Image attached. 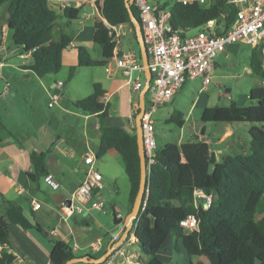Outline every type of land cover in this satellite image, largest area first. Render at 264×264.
Instances as JSON below:
<instances>
[{"label":"trees","instance_id":"obj_1","mask_svg":"<svg viewBox=\"0 0 264 264\" xmlns=\"http://www.w3.org/2000/svg\"><path fill=\"white\" fill-rule=\"evenodd\" d=\"M94 3L98 14L93 19V41L100 48L103 60L93 61L85 48L75 47L78 61L76 66L70 67L69 78L78 67L107 64L115 39L108 34L104 20L118 28L129 26L136 38L125 0H94ZM164 5H170L172 27L183 32L200 29L210 19L223 22L226 29L237 15V8L225 0H211L208 6L197 2H165ZM80 10V6L56 8L49 0H0V35L5 28L11 47L17 48L20 53L30 51L31 56L23 64V68L39 77L56 73L61 69L62 51L70 45L71 36L65 33L57 36L54 31L55 23L60 17L67 22L76 20ZM130 11L138 19V12L133 4H130ZM260 64V54L256 48H252L249 67L259 79L264 75ZM103 95L101 84L95 82L91 93L73 101V106L83 113L98 115L101 121L107 114L102 101ZM248 102V105L240 107L234 104L206 106L201 111L200 120L204 123H245L249 126L248 139L237 141V151L233 154L219 161L213 157L214 161L210 162L211 151L208 144L197 138L179 144L167 142L156 148L155 162L150 165L142 197V202L145 201L146 204L140 209L138 218L132 225L139 264H164L156 257V253L162 249L170 235L174 239V250L178 252L180 244L189 259L203 255L210 264H257L264 261V210L261 213L259 211L260 217L255 219L264 194L263 85L250 89ZM137 112L136 105L133 115ZM170 121L182 127L183 113L180 110L173 111ZM110 148L115 149L122 158L129 182L130 210L140 177L135 132L100 124L96 156L100 157ZM31 162L34 173L30 177L38 182L40 176L48 173L44 153L33 152ZM4 171L8 176L14 177V164L10 162ZM194 189H202L211 194L212 202L207 209L201 206L198 209L199 230L187 233L180 226V221L196 212L192 204ZM12 223L25 230L43 235L46 233L36 221L28 219L19 207L7 204L0 214V245L6 244L8 248L11 247L9 226ZM77 256L79 255L64 241L52 240L49 253L51 264H65L67 260ZM14 258L11 248H3L0 264H9Z\"/></svg>","mask_w":264,"mask_h":264},{"label":"crops","instance_id":"obj_2","mask_svg":"<svg viewBox=\"0 0 264 264\" xmlns=\"http://www.w3.org/2000/svg\"><path fill=\"white\" fill-rule=\"evenodd\" d=\"M49 1L56 8L81 7L76 20L67 22L60 17L55 23L54 31L57 36L60 33L71 36L70 45L62 51L61 69L56 73H48L39 77L31 70L23 68L27 60L20 57V51L17 48L10 46L7 31L3 53L4 63L0 67V214L7 204L15 205L28 219L36 221L46 232L43 235L33 230H25L18 224H10L11 247L8 249L11 248L15 258L9 264H51L49 253L52 240H62L69 246L76 243L78 249L75 254L79 256L86 254L96 256L95 254L101 250L103 238L91 227L92 220L101 226V222L94 214V211L98 210H91L85 214L75 213L68 223H64L60 220L57 209L59 203L67 199L69 192L83 180L87 168L83 162L84 155L92 151L96 156L100 124L118 126L131 132L130 116L134 113L138 99V93L126 84L124 75L110 61L106 64L109 66L108 71L104 69L105 65L78 67L69 78L70 67L76 66L78 61L75 47L85 48L93 61L103 60L100 48L93 41V19L98 14V10L94 0ZM125 28L133 34L129 26L120 28V33ZM119 50H128L122 46L121 41ZM223 54H226V50ZM59 80L63 81L61 88L56 85ZM6 81L10 83V86L9 93L4 95L3 86ZM95 82L100 83L104 90L102 101L107 108V114L101 121L98 115L83 113L73 106V101L82 99L91 93ZM200 87V85L197 87L198 95L192 100L187 112L181 111L183 124L180 128L182 130L186 125L187 132H191L192 137L197 136L198 140L205 141L209 150L214 152L215 160L219 161L230 155L226 153L227 146L237 147L238 139L231 142L227 141L226 137L224 139L213 137V133L224 129L222 122L204 123L200 117L198 121H193L192 115L195 108L201 100L206 101L203 95L207 88L200 91ZM52 91L60 93V100L58 105L48 107L49 93ZM64 95L66 100H63ZM248 95L249 92L244 95V105H246ZM174 98L175 96L172 100ZM18 102L23 107L18 105ZM45 104L47 108H50L49 110L44 107ZM206 106H208L207 103H204L202 109ZM190 120L193 122H189ZM245 127L247 131L249 126L245 124L244 129ZM208 128L210 132L206 134ZM224 130L227 132L226 129ZM246 135L248 136V133ZM33 152L44 153L47 172L60 183L58 190H52L43 182L42 176L39 177L38 182L31 179L30 175L34 173L31 162ZM99 160V163L104 164L103 175L98 169ZM10 162L15 166L14 177L8 176L4 171ZM118 167L124 171L121 155L113 148L108 149L100 157H95L94 168L105 182L114 181L119 171ZM104 186L105 184L102 183L101 188L93 190L94 198L101 197L99 190ZM33 203L40 205L38 208H33ZM259 208L261 213L264 210V194ZM260 213L256 212L255 219L260 217ZM99 237L101 238L100 248L96 251L88 248L87 244ZM173 243V236L170 235L165 241V247L162 248L169 260L174 259V253H178L181 264L196 262L210 264L203 255L189 259L183 248L178 252L175 251Z\"/></svg>","mask_w":264,"mask_h":264},{"label":"built area","instance_id":"obj_3","mask_svg":"<svg viewBox=\"0 0 264 264\" xmlns=\"http://www.w3.org/2000/svg\"><path fill=\"white\" fill-rule=\"evenodd\" d=\"M211 0H173L182 4L194 2L208 6ZM228 4L237 8V15L233 23L224 28L223 22L218 23L216 19L208 20L205 25L190 33L175 29L170 23V5H164L165 1L158 3L153 0H132L138 12V22L143 36L148 56L147 67L151 78L145 100L144 113L141 116L142 143L145 156L146 174L150 165L155 162V134L152 127V114L159 105L169 103L179 92L187 79L199 78L201 81L200 91L207 88L214 76L215 58L225 52L228 44L241 42L256 48L260 54L261 71L264 74V0H225ZM224 15L222 14L221 17ZM108 28V34L115 39L110 61L124 75L125 82L132 90L139 93L144 85V66L140 52L132 49L119 50L120 28L104 20ZM6 29L3 28L0 35V67L3 65V53L5 51ZM30 51L20 53L23 60H28ZM104 69L109 70L105 65ZM1 74V73H0ZM264 86V75L260 79ZM58 88L63 86V81L56 83ZM10 83L5 82L3 94L9 93ZM60 93L52 91L49 93L48 107L58 105ZM138 102V99H137ZM131 132H135V116H130ZM95 153L88 151L83 162L87 165L86 172L81 183L69 192L67 199L69 204L62 201L58 205L57 213L61 221L68 223L73 214H85L91 210H103V202L94 198L95 189L102 187V176L94 168ZM52 190H58L60 183L52 176L45 174L42 177ZM212 202L211 194L202 189H194L192 192V204L196 210L194 214L186 216L180 221V226L187 233L199 230L198 209L201 206L207 209ZM145 201L141 202L140 209L145 207ZM39 203H33V208H38ZM120 233L113 232L110 237L111 252L102 264H139V252L134 249V231L131 226L123 242H119ZM88 248L96 251L100 248L101 238L90 241ZM7 250L6 244L0 245ZM75 253L78 249L76 243L70 245Z\"/></svg>","mask_w":264,"mask_h":264},{"label":"rangeland","instance_id":"obj_4","mask_svg":"<svg viewBox=\"0 0 264 264\" xmlns=\"http://www.w3.org/2000/svg\"><path fill=\"white\" fill-rule=\"evenodd\" d=\"M158 3H162L163 1L171 4L173 0H157ZM195 31V30H194ZM193 30L190 32H194ZM56 34V33H55ZM120 41L122 46L125 49H132L139 53V45L134 37V35L129 32L128 28H125L121 31ZM252 51V47L249 44H244L241 42H235L228 44L226 47V54H219L215 58V70L214 76L211 82L208 84L207 89L204 93V98L206 101L201 100L199 105L195 108L192 119L193 121H198L202 107L204 103H207L208 106H229L230 104H234L236 106H244V95H247L249 89L253 86L260 85V79L253 73H251V69L249 67V55ZM91 53V52H90ZM200 80L198 78L195 79H187L186 84L183 86L182 91L178 92L175 95L174 100H171L169 103H165L159 105L157 110L152 114V127L155 134V143L156 148L161 147L164 143L173 142L180 143L187 139H195L191 135V132H187L186 125L181 130L175 123L170 121V117L173 111L180 110L184 113L187 112L189 107L192 104V100L198 95L197 87ZM149 92H146L145 96L147 97ZM67 96V95H66ZM63 100H66L65 95ZM248 99L246 105H248ZM18 105L22 106L20 102ZM23 107V106H22ZM44 107L46 109L47 105ZM190 120L189 122H193ZM225 127V130L216 131L213 133V137H219L227 139V141L232 140H244L248 136L246 127L244 129L245 123L234 124V123H222ZM238 126V127H236ZM241 126V127H239ZM210 128L206 131V134H209ZM246 133V134H245ZM224 134H226L224 136ZM183 137V139H181ZM191 137V138H190ZM230 143V142H229ZM222 145V144H221ZM225 146V144H224ZM226 153L233 154L237 151V147H233L230 145L227 146ZM100 160L97 162V164ZM119 171L116 175L114 181L112 183L105 182L102 180V183L105 184L103 189L99 190L101 197H98L103 202V210L102 211H94L95 216L101 222V226H98L94 220H92L91 227L95 229L97 233H99L102 240V248L95 255H100L105 249L107 243L110 241L111 234L117 231L121 223L116 225L113 223V213L116 214L117 217H124L130 210V202H129V182L128 178L121 169L118 167ZM98 169L102 173H104V164L99 163ZM117 171V169H116ZM260 208L258 207V212ZM136 247L135 245L132 246ZM165 247V244L164 246ZM162 247V248H163ZM179 248L182 249L179 244ZM136 249V248H134ZM166 252L164 249L158 251L156 253V257L161 260L164 264H181L180 256L178 253H174V259L169 260L164 255ZM72 264H80L72 263Z\"/></svg>","mask_w":264,"mask_h":264},{"label":"water","instance_id":"obj_5","mask_svg":"<svg viewBox=\"0 0 264 264\" xmlns=\"http://www.w3.org/2000/svg\"><path fill=\"white\" fill-rule=\"evenodd\" d=\"M131 3H132V0H125V6L128 9L129 17L135 29L136 40L139 45V52H140L143 66H144L145 79H144V85L138 93V102H137L138 112L135 114V135H136L137 151H138L139 163H140L139 185H138V189L134 197L130 211L124 217H117L116 214L113 213V223L116 225L121 223L120 228L117 230V233L118 234L120 233V238H119L120 243L124 241L134 221L138 218L143 193L145 191L146 180H147L145 156H144L143 143H142V130H141L140 121H141V116L143 115L144 109H145V94L148 90L151 74L147 67L148 56H147V51H146V47L144 44L143 36L140 31V25H139L138 19L135 18L130 11ZM210 155H211L210 162H213L214 152H211ZM64 203L69 204L70 200L65 199ZM134 227H135V224H134ZM111 250L112 248H111V241H110L107 244L104 252H102L99 256H90V255L77 256V257L67 260L65 264H72V263H78V262L79 263L80 262L89 263V264H100L110 254ZM257 264H264V261L259 262Z\"/></svg>","mask_w":264,"mask_h":264}]
</instances>
